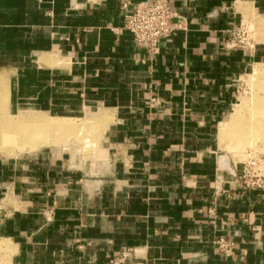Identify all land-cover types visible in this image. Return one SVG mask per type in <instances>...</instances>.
<instances>
[{
  "label": "crops",
  "instance_id": "obj_1",
  "mask_svg": "<svg viewBox=\"0 0 264 264\" xmlns=\"http://www.w3.org/2000/svg\"><path fill=\"white\" fill-rule=\"evenodd\" d=\"M140 1L0 0V264H264V184L222 132L264 0H171L154 50Z\"/></svg>",
  "mask_w": 264,
  "mask_h": 264
},
{
  "label": "rangeland",
  "instance_id": "obj_2",
  "mask_svg": "<svg viewBox=\"0 0 264 264\" xmlns=\"http://www.w3.org/2000/svg\"><path fill=\"white\" fill-rule=\"evenodd\" d=\"M250 39L254 41L260 37L255 25L249 24L243 29ZM258 75V76H257ZM244 96L247 100L245 109L240 116L235 127L228 133L225 139L230 135L231 150L236 155H241L243 160L247 161L254 169H264V65L254 70V72L241 81L239 88V97ZM0 101H3L2 99ZM9 101V95L4 98ZM9 103V102H8ZM4 136L9 137L16 135L15 130L4 131ZM75 140L81 142L85 140L86 135L76 132L73 129ZM10 137V138H11ZM90 148V147H89ZM247 153H250L248 156ZM249 157V159L247 158ZM252 161H255L254 163Z\"/></svg>",
  "mask_w": 264,
  "mask_h": 264
},
{
  "label": "built area",
  "instance_id": "obj_3",
  "mask_svg": "<svg viewBox=\"0 0 264 264\" xmlns=\"http://www.w3.org/2000/svg\"><path fill=\"white\" fill-rule=\"evenodd\" d=\"M128 5V2L123 4L125 8ZM178 18V14L171 8V0L140 1L136 3L134 10L126 15L125 28L136 42L154 50L162 38L172 35L180 28ZM231 42L245 44L246 31H235ZM242 170L246 187H261L264 184V173L261 169H254L249 163H245Z\"/></svg>",
  "mask_w": 264,
  "mask_h": 264
},
{
  "label": "bare ground",
  "instance_id": "obj_4",
  "mask_svg": "<svg viewBox=\"0 0 264 264\" xmlns=\"http://www.w3.org/2000/svg\"><path fill=\"white\" fill-rule=\"evenodd\" d=\"M246 103H247V100L245 99V97L241 96L239 98L237 104L235 105L231 120L226 124V126L222 130L223 134H225L226 132L230 133L232 128L236 126L238 120L240 119V116L242 114V111H243Z\"/></svg>",
  "mask_w": 264,
  "mask_h": 264
}]
</instances>
